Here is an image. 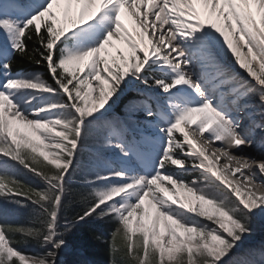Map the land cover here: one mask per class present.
<instances>
[{"label": "snow or ice", "instance_id": "6c2138e0", "mask_svg": "<svg viewBox=\"0 0 264 264\" xmlns=\"http://www.w3.org/2000/svg\"><path fill=\"white\" fill-rule=\"evenodd\" d=\"M5 2L10 11L4 12L0 4V31L17 55L43 64L53 83L37 75L35 81L6 79L0 87V156L46 185L36 190L0 176V198H19L13 202L23 207L26 200L39 209L30 227L0 225V264H56L62 237L89 218L116 222L112 264H264V248L257 259L254 250L239 247L251 235V214L264 209V180L257 179L264 176V159L233 152L252 148L257 133L264 134V0H49L22 27L17 18L31 7L29 0ZM61 2L68 6L63 22L53 11ZM73 4L81 5L78 19L67 30L58 27L68 23ZM105 11L112 13V27L101 43L80 53L61 47L66 33ZM125 13L135 22L131 31ZM113 39H122L130 50L127 58L117 52L120 63L106 58ZM4 55L0 51V58ZM2 66L6 74L11 72L9 59ZM136 82L147 92L128 112L143 109L165 124L159 128L164 151L156 170L136 176L112 170L86 179L91 195L69 217L66 177L84 122L98 118V113L103 116L124 88ZM157 89L163 96L148 94ZM27 90L63 99L25 114L13 97ZM55 110L65 117L38 119ZM107 126L110 133L102 146L114 147L124 157L138 154L137 145L124 142L117 122ZM205 144L215 146L210 155ZM221 157L226 162L217 171ZM173 166L185 172L201 170L205 187L183 180ZM229 177L249 194L233 187ZM222 185L235 201L213 195L211 190ZM175 188L192 199L185 203ZM16 234L52 250L28 255L16 247Z\"/></svg>", "mask_w": 264, "mask_h": 264}, {"label": "rangeland", "instance_id": "374dc122", "mask_svg": "<svg viewBox=\"0 0 264 264\" xmlns=\"http://www.w3.org/2000/svg\"><path fill=\"white\" fill-rule=\"evenodd\" d=\"M38 4L33 6L31 1L29 0L31 7H29L22 17H18L17 19L20 20V26H23V22L29 19L32 15H35L38 11L43 10L49 0H35ZM34 1V2H35ZM0 4L3 5V11L8 12L10 11V5L5 2V0H0ZM41 5V6H40ZM42 7V8H41ZM39 8V9H38ZM36 9V11L34 10ZM35 11V12H34ZM54 12L57 13L58 17L61 20L60 10H58V6H54ZM65 25V26H64ZM71 24L68 23H61L58 27H64L66 30L70 28ZM66 33L65 37H63L60 44L61 47L68 49L69 51L73 52L76 44L78 43V35L68 37ZM105 38V37H104ZM0 51L4 52V58H0V63L3 64L4 59H8L10 52H12L11 44L9 43L8 37L5 36L3 31H0ZM73 50V51H72ZM114 56V55H113ZM118 56V55H115ZM117 62L120 63L118 60L119 57H115ZM254 68L258 71L259 67L254 65ZM6 79H23L28 81H35V78L26 79L22 74L17 73L14 75L6 74L4 69L1 71L0 76V87H2V82ZM41 80H44L41 78ZM46 81V80H44ZM48 82V81H47ZM49 84L53 83L52 79ZM147 92L144 89V86L139 82L133 83L128 85L124 88L122 94L119 95V99L116 100L114 104H112L109 110H106L105 114L101 116L99 113L97 114L98 118H93L92 120H85L84 122V131L82 134V138L80 140L79 148L76 152V157L72 165V169L70 170L69 177H66L69 181H78L81 184H84L85 189L84 197H89L91 195V188L85 185L86 179H94L97 174L100 175H107L110 171L116 170L115 166L118 165V161L125 160L128 163L138 164V158H140V153H145V142L148 140L145 139V127L151 126L150 120H157L158 118L153 117L150 119L149 116L146 115L143 109H137L134 113H129L128 108L134 101L140 100L144 97V94ZM159 90H154L149 95L153 97H157V93ZM14 101L19 104L22 111L25 114L30 113L33 110L40 109L46 105H50L53 103L60 102L63 98L57 96H50L44 93H38L34 90H27L24 92H18L14 97ZM27 101H31V103H26ZM66 102V101H65ZM154 103V102H153ZM65 113L60 110H55L51 112H47L42 114L38 119H48V118H56V117H65ZM109 121L117 122V127L123 130V140L126 144H135L138 147V154L137 155H130L129 157H124L121 155L120 151H118L114 147H104L102 146V142L104 141L105 137L109 135L110 129L107 126ZM116 142H119L118 140ZM145 154H142V157ZM43 159V158H41ZM137 159V160H133ZM145 164V159H144ZM138 166V165H137ZM175 168L174 171L185 181H192L196 180L199 182L200 187H205L206 181H204L201 172L199 174H194L197 170H189L185 172L184 169ZM126 168H122L119 170L126 174ZM0 176L3 177H10L19 182H23L31 186L36 190H43L46 185L40 184L36 182V180L32 179L33 173L22 167L20 164L16 163L15 161L10 160L7 157L0 156ZM136 176V175H134ZM31 178V179H29ZM213 180L215 178H212ZM116 181H113L115 183ZM107 183V182H103ZM218 183V182H217ZM70 185V184H69ZM69 185H68V195H69ZM37 186V187H36ZM213 195L220 197L221 199H225L226 201H235V195L231 192V190H224L221 186L218 189H212ZM217 191V192H214ZM188 194V193H187ZM4 199V198H2ZM7 199V200H6ZM4 201H0V208L4 209L3 206L6 207H13L19 208L20 203L13 202L12 198H6ZM9 205V206H8ZM2 206V207H1ZM207 207V206H205ZM256 216L250 217V227L253 224H258V219ZM97 220L95 218H89L86 221H81L79 223H85L89 220ZM100 221V220H99ZM63 222V220H62ZM145 223L150 224V220H146ZM163 226V223H161ZM133 226L135 227V221L133 222ZM117 227V226H116ZM116 229V228H115ZM63 231V229H61ZM113 233V232H112ZM262 234V231L253 232L251 230V237L253 235ZM64 240L63 247L57 252L56 254V264H82V260L80 258L81 252L78 250H71L67 247V242ZM164 239H167V236H164ZM112 241V236L111 239ZM18 248L20 251L28 254V255H42L48 251L52 250L51 245L42 246V244L33 245L29 248L26 246H19ZM240 249L243 251L244 249H252L257 253L256 258L259 259V252L262 248H264V240H256V241H243L242 244L239 246ZM73 252V253H71ZM76 254L77 256L70 255V259L72 261L68 262L67 254ZM79 257V258H77ZM86 259V258H84ZM81 260V261H80ZM77 261V262H75ZM90 263V262H89ZM101 264V262H98Z\"/></svg>", "mask_w": 264, "mask_h": 264}, {"label": "bare ground", "instance_id": "6f19581e", "mask_svg": "<svg viewBox=\"0 0 264 264\" xmlns=\"http://www.w3.org/2000/svg\"><path fill=\"white\" fill-rule=\"evenodd\" d=\"M30 1L32 5L34 4L33 6H36L38 4L35 0H30ZM40 1L44 2L45 0L44 1L40 0ZM57 6H58V10H60L61 21L63 22L64 21V9L67 8L68 6L64 4L63 2H61ZM80 7L81 5H77V4H73L71 6L72 11L68 15V22L70 24L72 20L78 19V12H79ZM34 10L36 11V9ZM111 17H112V13L110 11H105L104 13L100 14L96 19L89 21L84 25L78 26L76 29L70 30L67 34L69 38L75 35L79 36L78 43L76 44L74 51L72 50L73 53H80V52L89 50L90 48L97 46L99 43H101L108 29L112 27ZM123 18L129 30L130 31L133 30L135 28V22L127 16V13L124 14ZM118 51L119 53L123 54L125 58H127L130 55V50L127 44L122 39H113L111 41V44L106 47V53H107L106 58L109 61H111L113 58L118 57V56H115L117 55ZM244 51L246 52V49H244ZM229 63H231V61H229ZM254 65L258 66L257 64H254ZM157 95L163 96V94L160 92H158ZM150 119H153V117H150ZM150 122H151V126L145 127V139L148 140L147 142H145V151L152 152L156 156L151 157L145 154V156L138 158V161H137L138 166L136 164L128 163L125 160L118 161L117 162L118 165L115 166V169L119 171L121 167L126 168L125 169L126 176L152 175L154 174L156 170V164L159 161L164 151V137H163V134L159 131V128L165 127V124L162 120H159V119L150 120ZM170 122L171 120H169V123ZM204 147L207 149V152L209 155L211 154L212 151L215 150V146L213 144H205ZM233 152L236 153L237 155H248V156L255 157L257 159H264V134H261V136H257V140H255L252 148H244L241 150H237V152H236V149H233ZM144 159H145V164H144ZM133 160H137V159H133ZM225 162H226L225 159L221 157L220 162L216 165V170L221 171L222 165ZM242 171L247 172L249 170L244 169ZM199 172H201V170L195 171L194 174H199ZM221 174H223V172H221ZM229 179L234 180L233 187L239 186L242 192H244L246 195L249 194V190H246L245 186L242 183H240L239 181H235V178H232V177H229ZM257 179L264 180V176L258 175ZM165 185L168 187H172L171 185H168L167 182H165ZM221 187L224 190H230L225 185H222ZM251 187L254 188L255 185ZM173 190L177 192V195L179 196V198L185 203H187L188 201L192 199V197L189 194H187L184 190H181L178 188H175ZM214 192H217V191H214ZM168 195H169V199H172L171 195L170 194ZM145 207H147V202H145ZM251 215L256 216L257 217L256 219H258V224H253L250 227L251 230L253 232L262 231V234L253 235L252 237L247 236L245 237L243 241L249 242V241H256V240L257 241L264 240V209L257 208L254 210V212ZM160 230L163 233L162 224L160 226Z\"/></svg>", "mask_w": 264, "mask_h": 264}, {"label": "trees", "instance_id": "16d2710c", "mask_svg": "<svg viewBox=\"0 0 264 264\" xmlns=\"http://www.w3.org/2000/svg\"><path fill=\"white\" fill-rule=\"evenodd\" d=\"M29 46L37 48L39 47L38 45L32 44ZM10 61L12 63V69L10 72L11 74L21 73L26 79L36 78V76L39 75L40 78L51 82V77L48 74V70L43 64L32 63L26 58L17 55L14 51L11 54ZM33 176L34 177L31 178L36 180V182L45 184L38 176ZM23 184L27 185L26 182ZM69 184V195L66 201V214L71 217L75 214V212L79 211L84 206V201L87 197H84V194H86L84 192V184H81L75 180L70 181ZM4 199L0 198V201H4ZM12 199L17 200L19 198ZM22 203L24 206L22 207L20 205L19 208H13L11 206H3L4 209L0 208V225H11L13 227L32 226L39 209L36 205H33L26 200L22 201ZM116 226L117 224L113 220L99 221L90 219L85 223H78L72 227V229L64 235V239L67 242L68 248L71 250H78L82 253L80 254V258L82 260L80 261L82 264H98V262H101V264H112L113 254L111 250L110 239L112 232L115 231ZM14 239L17 241V248H20V245L29 248L35 244L38 246L41 244V242L38 240L24 238L20 234H16ZM71 253L69 255L67 254L66 260L68 262L72 261L70 259V255H73V257L77 256L76 254Z\"/></svg>", "mask_w": 264, "mask_h": 264}]
</instances>
